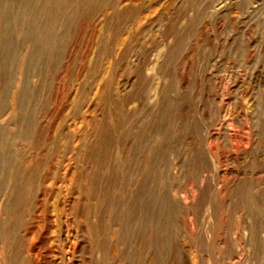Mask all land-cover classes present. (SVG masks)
<instances>
[{"label":"rangeland","instance_id":"obj_1","mask_svg":"<svg viewBox=\"0 0 264 264\" xmlns=\"http://www.w3.org/2000/svg\"><path fill=\"white\" fill-rule=\"evenodd\" d=\"M0 264H264V0H0Z\"/></svg>","mask_w":264,"mask_h":264},{"label":"bare ground","instance_id":"obj_2","mask_svg":"<svg viewBox=\"0 0 264 264\" xmlns=\"http://www.w3.org/2000/svg\"><path fill=\"white\" fill-rule=\"evenodd\" d=\"M84 1V0H83ZM53 3V2H52ZM31 25V24H30ZM32 27V26H31ZM31 34V33H30ZM25 38V37H24ZM37 38V37H36ZM30 41V40H29ZM34 41V40H33ZM30 43V42H29ZM38 43V42H37ZM33 47V46H32ZM38 58V57H37ZM34 61V60H33ZM32 63V62H31ZM14 95V94H13ZM15 96V95H14ZM17 96V95H16ZM18 104H22V101L26 98L24 94V89L22 88V91L18 94ZM30 100V99H29ZM19 106V105H17ZM22 109V108H21Z\"/></svg>","mask_w":264,"mask_h":264}]
</instances>
